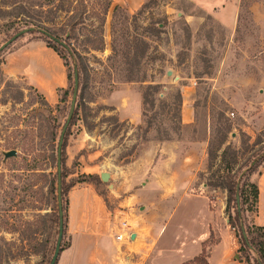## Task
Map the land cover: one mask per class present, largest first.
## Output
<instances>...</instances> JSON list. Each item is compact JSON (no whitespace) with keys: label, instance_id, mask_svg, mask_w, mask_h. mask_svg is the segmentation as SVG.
I'll return each mask as SVG.
<instances>
[{"label":"rangeland","instance_id":"obj_1","mask_svg":"<svg viewBox=\"0 0 264 264\" xmlns=\"http://www.w3.org/2000/svg\"><path fill=\"white\" fill-rule=\"evenodd\" d=\"M13 1L34 7L33 19L58 35L59 40L65 38L64 24L74 3L72 6L65 3L64 9L53 13L48 10L54 9L57 0L53 5L48 4L49 0ZM83 1L86 8L83 24L78 38L68 42L70 54L54 44L70 74L77 61L72 52L77 50L87 76V86L82 91L85 106L72 120L64 147L63 208L67 210L70 193L90 187L99 196V202L94 204L96 208L99 205L106 209L115 216L116 223L126 220L131 230L132 222L141 233H146L147 209L157 199L142 190L144 183L153 172L167 173L183 168V157L195 148L200 158L205 154L206 159L192 183L193 191L200 192L204 185L211 210L217 214L219 228L223 229L224 222L228 223L227 195L223 188L216 186L222 182L220 176L225 175L221 151L225 146L236 151L238 163L233 171L238 173L245 170L246 159L253 151L264 148V0H231L236 7L234 22L228 25L216 15L220 7L198 6L188 0H130V10L123 0H112L102 23L94 12L99 13L107 0ZM115 6L120 10L113 13ZM178 13L182 15L179 17ZM179 18L184 19L190 36ZM6 22L7 19H0V47L26 29L18 25L7 31L2 27ZM100 34L101 50L94 51L86 39ZM38 41L45 43L46 40L39 33L31 32L0 51V264H50L57 240L55 227L48 235L43 234L37 209H43L40 214L48 213L54 221L57 218V198L47 194L56 173L51 163L55 145L50 141V134L54 131L59 134L58 127L64 122L71 95L60 103L62 93H59L58 99L55 97L47 105L44 97L30 87L33 80L42 88H52L57 72L54 69L59 66L62 73L67 70L57 55H48L36 47ZM144 43L148 49L140 57ZM126 46L130 57L125 61L120 54ZM111 47L116 49V57H112ZM25 50L30 53L20 56ZM29 58L48 66L52 73L47 75L50 80L29 72L33 68L27 63ZM168 71L171 76H166ZM128 76L134 78L133 82L127 81ZM147 85H159L160 89L150 97L152 105L147 107L146 117L141 116L140 122L120 119L113 103L122 96H117L118 92L131 90L141 96ZM67 88L69 91L73 88L72 75ZM176 88L185 106L192 102L194 107L193 127L185 131L175 128L179 120ZM120 102L125 101L121 99L117 103ZM226 128L230 133L220 147L219 138ZM166 134L169 140L163 139ZM245 134L250 138V146L259 141L253 149L243 148ZM204 138L205 141H199ZM209 142L213 143L215 152L210 163ZM10 150L16 151V157L4 160L3 152ZM169 157V165H161ZM104 172L110 174L107 183L99 178ZM249 180L258 187V203L255 210L246 205L241 220L249 228L253 247L250 252L245 249L238 254L244 264L246 258L248 264H264V253L260 256L255 251L259 245L264 246V164ZM168 204L170 208L173 202ZM194 207H199L198 200L180 204L164 239L175 226L192 227L189 214ZM230 215L234 229L226 223L227 230L237 240L239 250L240 228L233 210ZM216 237L215 233L210 234L205 248ZM41 239L46 243L39 245ZM68 244L69 238L63 229L60 246L65 248Z\"/></svg>","mask_w":264,"mask_h":264},{"label":"crops","instance_id":"obj_2","mask_svg":"<svg viewBox=\"0 0 264 264\" xmlns=\"http://www.w3.org/2000/svg\"><path fill=\"white\" fill-rule=\"evenodd\" d=\"M188 1L198 6H209L212 9L220 7V9H216L218 19L227 25L234 22V8L236 6L231 0H205V2L203 0L202 3H206L205 5L201 3V0ZM123 2L130 10V0H123ZM35 46L44 50L48 55L52 53L58 56L46 43L38 41ZM29 50L33 51V49ZM29 50H25L19 55L30 53ZM58 58L64 66L62 59L59 56ZM27 63L33 66V68H29L32 75L42 76L50 80L47 75L52 73L48 70V66L37 63L35 58L34 60L29 58ZM54 70L57 72L55 71L52 88H42L33 80L30 82V87L36 89L48 105L53 103L55 97L58 99V90H65L68 86V79L66 86L67 70L62 73L59 66ZM57 78L59 82H57ZM119 95H122L120 100L125 102L118 104L117 102L120 100H114L113 103L120 119L140 122V94L130 90L118 92L117 96ZM113 99H116L115 96ZM180 117L184 125L194 123L192 102L185 106L183 96ZM172 145L174 146L175 143L172 142ZM205 159V154L200 158L197 150L192 148L182 159L183 168L167 173H151V178L144 183L142 190L154 195L157 202L152 204V208L148 207L147 209L149 213L144 221L146 222V233H141L139 227L132 222L131 225L134 228L131 230L130 224L125 220L130 226L131 236L134 235V239L131 238L130 241L116 242L113 239L112 232H116L119 223H116L115 216L108 213L106 209L99 205L97 208L94 206L99 202V196L95 190L88 187L80 189L79 192L70 193L65 227L69 244L58 256L56 264H187L200 257L203 249L206 250L207 264H244L243 259L238 254L237 240L227 230L229 229L227 222H224L225 227L223 229L219 228L221 223L217 220L215 211L211 210V202L204 185L202 189L198 188L200 192L193 191L194 185L192 183L196 180L198 172L202 171ZM170 160V157L163 159L161 165L164 163L169 165ZM186 200L199 201V207H194V211L189 214L191 215L192 227L175 226L170 236L164 239L168 232L170 220L175 217L180 204ZM170 202L173 204L169 208L168 203ZM212 233L216 234V241L205 248L206 241ZM131 252L137 256H131Z\"/></svg>","mask_w":264,"mask_h":264},{"label":"trees","instance_id":"obj_3","mask_svg":"<svg viewBox=\"0 0 264 264\" xmlns=\"http://www.w3.org/2000/svg\"><path fill=\"white\" fill-rule=\"evenodd\" d=\"M52 0L48 1V4L50 5L52 3V5L55 3V0L53 2H51ZM58 3L56 4V6L54 7V9H49L48 11H54L53 13L57 12V11H61L62 9H64L65 3L71 4L74 3V7L72 8V10L70 11L71 15L67 18V22L64 24L65 28H67V30L64 33V39H61L62 41H64V43L67 45V47L70 49L69 46V41L70 40H75L78 38V33H79V28L81 27V25L83 24V15L85 13V6H84V1L83 0H57ZM112 4V0H107V2H105L100 10L99 13H95L94 15H96L97 17L99 16L101 19V22L104 23L105 22V18L108 14V11L110 9V6ZM42 7V6H39ZM33 9L31 5H29L28 7H25L23 4L15 2L13 0H0V19H7V22L2 26L5 27L7 29V31L9 29H12L14 27H22V28H30V27H36L39 28L45 32L50 33L49 30H47V28L42 25L40 22H37L33 19ZM120 10L119 6H115L113 7V13H115L116 11ZM65 12H67L66 10H64ZM42 10L39 12L41 13ZM38 13V12H37ZM51 13V12H50ZM180 24H183L186 30V34L187 36H190V31L188 30V26L185 23L183 18H179L178 19ZM18 29V28H16ZM157 31H160L159 29H155ZM52 36L56 37L59 39V36L53 33H50ZM41 36L45 37L44 35L40 34ZM45 43L48 47L52 48L57 54L58 56L62 59L64 66L67 68V65L64 61V58L58 53V50L55 47V43L48 40L45 37ZM86 41L89 44H92L93 46V50L94 51H100L101 48L100 46H102L103 44V37L100 35L98 36H94L93 38L87 37ZM64 49V48H63ZM148 49V44L144 43V48L140 53V57H142L146 51ZM67 53H69L66 49H64ZM112 50V57H116L117 51L114 47H111ZM73 56H77L76 58V71L78 74V81H79V88L80 91L78 94V98H79V102L75 105V109L73 111V115L72 118L66 128V131L64 133L63 136V141H62V147H61V153H60V163H61V172H60V179H61V201H62V195L64 193V189H63V165H64V157H65V152H64V147H65V142H66V137L69 134V127L71 125L72 120L74 119V117L78 114V111L83 108L85 106V103L83 101V97H82V91L83 89H85V87L87 86V76H86V71L85 68L81 62V58L79 56V52L77 50H73ZM121 57L123 60H127L130 57V50H128V46H126V50L121 52ZM112 57L109 58V60L112 59ZM138 58V57H137ZM137 63V62H136ZM72 74H70L68 72V68H67V79L68 82H70L71 79V75L74 77V68L71 70ZM132 76H128L127 81L128 82H133ZM72 89L69 88L65 89V90H58L59 93H62L61 99L59 100L60 103H63L66 101V98L68 96L71 95L72 97ZM160 89L159 85H147L146 87H144V89L141 92V106H142V112H141V116L142 118L146 117V113L149 111V108H147L148 106L152 105V100H151V96L158 94V90ZM175 102L177 103V105L179 106V112H178V118L179 120L177 121V126L175 127L176 130H188L189 128L193 127V124L190 125H184L181 122V117H180V112H181V105H182V94L179 90V88L175 89ZM71 101V100H70ZM46 102V101H45ZM47 104V102H46ZM48 105V104H47ZM69 108H70V104H69ZM69 108L67 110L66 116H64V122L63 124L60 125V127H58V129L60 128L59 134L54 132H51V138L50 141L53 145H55L54 148V152L51 155V163H52V168L56 170V162H57V146H58V141H59V137H60V133L62 130V127L66 121V118L68 116L69 113ZM230 133V129L226 128L224 130V132L221 134V137L219 138V146H223L228 138V135ZM245 137L247 140L243 141L242 145L244 144L245 147H243L245 150L248 149H253V147L257 146V144L259 143V141L251 144V146L249 145L250 142V138L248 136ZM164 140H169L170 137L166 134L163 138ZM206 138L204 139H200L199 141H205ZM193 141H198V140H193ZM212 142H209V146H208V159H209V163L211 162V160L213 159V157L215 156V152L212 150ZM221 163L224 164L223 167V171L225 172L224 176H220V179L222 182H220L219 185H216L220 188H223L226 192L227 198H226V206H225V212L228 218V225L230 227H232L234 229L233 226V220L231 218L230 215V211L233 210L234 211V217L235 220L238 221V226L240 228V233H241V242L240 245L241 247L239 248V251H244L245 249L250 252L251 251V247H253V242L251 241V239L249 238V228L247 226H245V224H243V221L241 220V213L244 210V207L246 205L249 206L250 209L255 210L257 208V203H258V187L255 183L251 182L249 180V177H251L253 174H255V172L258 170V168H260L263 164H264V148L258 150V151H253L252 154L249 156L248 159H246V162L244 164V168L245 170L243 172L239 171L238 173H234L233 171V167L234 165H236L238 163L237 161V157H236V151L232 150V148L230 146H225L224 149L221 151ZM210 164L208 165V168H210ZM41 175H43V177H47L45 175L44 172L41 173ZM54 180L51 182L50 186L48 187L49 190L47 189V194L50 197H53V199L56 200L57 198V181H58V177H57V171L54 174ZM211 186V185H208ZM238 191L239 194V202L237 204L236 202V192ZM38 210V214H37V219L39 221V223L41 224L42 230H43V234L48 235V231L50 229H53V227L57 228V234H58V222H59V217H58V206H57V218L54 220H52L51 216L48 213H44V214H40V211L43 210L41 208L37 209ZM251 211V210H250ZM62 212H63V227H64V231H65V227H66V222H67V210L65 208H63L62 205ZM242 229L244 230V233L246 235V239L243 238L242 236ZM255 230L258 231H262V228H255ZM42 234V235H43ZM46 243V240H39V245H43ZM259 245V244H258ZM66 248V247H65ZM64 247L60 246V253L65 249ZM257 252V254H259L260 256L263 255L264 253V246L259 245L258 249L255 250ZM242 258V257H241ZM207 264L206 262V250L203 249L202 250V255L200 257L195 258L192 262H189L187 264ZM245 263L248 264V258L245 259Z\"/></svg>","mask_w":264,"mask_h":264},{"label":"water","instance_id":"obj_4","mask_svg":"<svg viewBox=\"0 0 264 264\" xmlns=\"http://www.w3.org/2000/svg\"><path fill=\"white\" fill-rule=\"evenodd\" d=\"M178 16L180 17L181 13H178ZM31 32H37L39 34L44 35L48 40L54 42L55 44H58L61 47H63L70 54V50H69V48L67 47V45L64 42H62L58 38L52 36L51 34L45 32V31H43L41 29H36V28H26V29H23V30L19 31L18 33L13 35L5 44H3L0 47V51H2L4 48L9 46L16 39L20 38L21 36H23L25 34L31 33ZM166 76H171V72L168 71L166 73ZM78 90H79L78 74H77V71H76V66H74L73 89H72V97H71V102H70L69 113H68L66 121H65V123H64V125L62 127V130H61V133H60V137H59V141H58V146H57L56 171H57V177H58V181H57V206H58L59 222H58L57 240H56V244H55L54 254L52 256L50 264H56L58 256L60 255V245H61V240H62V236H63V229H64V227H63L62 201H61V179H60L61 163H60V153H61V147H62V141H63L64 133L66 131V128H67L71 118H72L73 111L75 109ZM3 157H4V160L9 159V158H14V157H16V151L15 150H10V151H7V152H3ZM99 178H100V181L102 183H107L109 181V179H110V174L108 172L101 173L99 175ZM236 202H237V204L239 202L238 191L236 192ZM242 236H243L244 239H246V235H245L243 229H242ZM131 238L134 239V235H132Z\"/></svg>","mask_w":264,"mask_h":264},{"label":"built area","instance_id":"obj_5","mask_svg":"<svg viewBox=\"0 0 264 264\" xmlns=\"http://www.w3.org/2000/svg\"><path fill=\"white\" fill-rule=\"evenodd\" d=\"M130 226L127 224L125 220L120 221V223L116 227V232L113 233V239L116 242L121 241H130L131 240V232L129 231Z\"/></svg>","mask_w":264,"mask_h":264}]
</instances>
